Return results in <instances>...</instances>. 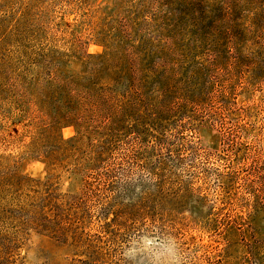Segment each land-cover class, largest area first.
I'll list each match as a JSON object with an SVG mask.
<instances>
[{"label": "rangeland", "instance_id": "374dc122", "mask_svg": "<svg viewBox=\"0 0 264 264\" xmlns=\"http://www.w3.org/2000/svg\"><path fill=\"white\" fill-rule=\"evenodd\" d=\"M27 1L0 0V264H264V179L257 176L264 170L253 169L264 166V65L256 81L235 92L236 106L249 116L224 115L221 124L203 122L175 136L178 146L183 142L172 153L181 157L171 162L178 176L165 178L161 194L155 165L142 169L135 162L119 175L116 201L138 203L141 190L151 201L111 233L100 227L112 217L105 215L100 181L77 168L98 134H80L53 116L44 78L32 80L36 66L27 62L37 56L34 29L62 51L64 38L74 37L78 57L100 53L82 14L101 0L83 8L52 0L35 12L26 10ZM25 10L19 27L30 29L16 34ZM254 59L264 60V53ZM79 62L72 57L66 68L75 73ZM67 200L75 217L56 205Z\"/></svg>", "mask_w": 264, "mask_h": 264}, {"label": "trees", "instance_id": "16d2710c", "mask_svg": "<svg viewBox=\"0 0 264 264\" xmlns=\"http://www.w3.org/2000/svg\"><path fill=\"white\" fill-rule=\"evenodd\" d=\"M61 1L73 8L88 3ZM51 2L28 0L25 8L35 12ZM26 10L14 25L16 34L30 29L19 27ZM82 19L103 46L100 53L78 57L74 37L64 38L62 51L34 29L39 42L32 53L37 56L27 62L36 66L32 80L44 78V99L53 116L80 134H98L86 162L77 168L100 181L105 215L112 214L109 220L103 217L100 227H110L112 233L151 201L147 190L139 191L140 201L133 205L116 201L113 188L119 175L129 174L135 162L142 169L155 165V191L161 194L165 178L178 176L171 162L181 157L172 153L183 142L178 146L175 136L203 122L221 124L224 115H250L245 106H236L235 92L256 81V71L264 65L262 59L253 60L264 53V0H101ZM72 57L80 60L75 73L66 68ZM253 169L263 171L264 166ZM257 176L262 181L264 171ZM56 205L67 218L77 215L69 200Z\"/></svg>", "mask_w": 264, "mask_h": 264}, {"label": "clouds", "instance_id": "9594fccd", "mask_svg": "<svg viewBox=\"0 0 264 264\" xmlns=\"http://www.w3.org/2000/svg\"><path fill=\"white\" fill-rule=\"evenodd\" d=\"M170 264H175V261H171Z\"/></svg>", "mask_w": 264, "mask_h": 264}]
</instances>
